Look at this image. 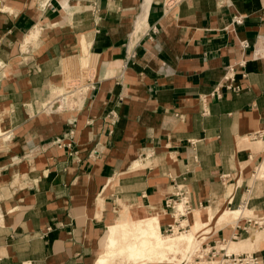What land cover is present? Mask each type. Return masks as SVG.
Masks as SVG:
<instances>
[{
    "label": "crops",
    "instance_id": "1",
    "mask_svg": "<svg viewBox=\"0 0 264 264\" xmlns=\"http://www.w3.org/2000/svg\"><path fill=\"white\" fill-rule=\"evenodd\" d=\"M170 5L0 0V264H98L122 214L156 213L167 231L178 188L192 204L178 222L208 221L203 249L240 243L264 264V233L242 244L264 231L242 229L264 220V138L251 137L264 130V0ZM82 53L95 69L80 106H57ZM226 208L254 216L218 225Z\"/></svg>",
    "mask_w": 264,
    "mask_h": 264
},
{
    "label": "bare ground",
    "instance_id": "2",
    "mask_svg": "<svg viewBox=\"0 0 264 264\" xmlns=\"http://www.w3.org/2000/svg\"><path fill=\"white\" fill-rule=\"evenodd\" d=\"M262 165L264 167V163ZM178 209L182 210L183 204L179 203ZM215 214L216 210L211 208L210 219H213ZM237 215H247L252 217L253 212L248 208H226L219 212L216 217L218 220V225L227 224V221H229L232 217H236ZM185 220H187V218ZM207 222L208 221L201 219L197 213L189 219V223H191V229L189 231L186 233H183L182 231L177 234L164 235L163 232H161V222L158 214H150L148 217L142 219H133L129 215L122 214L121 218H119L116 223L110 226L106 252H104V254L99 258L98 264H109L111 257L119 252L120 254L127 253L130 259L134 261L145 260L146 263L148 262V264L163 263L161 260L156 259L161 253L162 248H165L166 246L174 248L179 239L185 240L186 238L190 242L196 230L207 226ZM263 233L264 231H257V229L252 231V235L244 240L242 244H247L249 246L250 244L255 243L259 238L262 237ZM125 239H127V242L124 241ZM238 244L240 243L230 242L229 245H225V247L229 248V251H232L238 248ZM181 264L184 263L181 262Z\"/></svg>",
    "mask_w": 264,
    "mask_h": 264
},
{
    "label": "rangeland",
    "instance_id": "3",
    "mask_svg": "<svg viewBox=\"0 0 264 264\" xmlns=\"http://www.w3.org/2000/svg\"><path fill=\"white\" fill-rule=\"evenodd\" d=\"M94 69H95V59L92 55H89L88 53H82L81 55L74 54L68 57V59L65 62V79L63 84L64 88H61V90L56 93V95L61 94L57 98L58 99L57 106L63 105L69 110H72L76 106H80L79 104L83 99V92L87 90L86 86L88 85L89 81H91V78H93ZM262 172H264V170ZM187 215H190V213H188ZM241 216L242 215H237L236 217H232L227 222L234 221L233 223L235 224V222ZM176 218H178V216H176ZM188 224H189L188 221L184 220L183 221L184 228H181L179 227V225H177L176 222H174V231H164L163 234L164 235L177 234L182 231L183 233L184 232L186 233L191 229V227L188 226ZM263 225L264 224H262V226ZM198 230H196L190 242L186 238L185 240L179 239L177 241L176 246H174V248L169 246L162 248L161 253L158 255L156 259L161 260V262L163 263H170V264H181V262L184 264L185 263L207 264L206 258H202L201 261L203 262H199V263L196 262V256L202 255L204 252L202 248L203 245L202 239L200 236L197 235ZM124 241L127 242V239H125ZM224 243L225 242L219 243L218 248L225 246ZM115 262H117V264H148V262L146 263L145 260H140V261L131 260L127 253L120 254V252L116 253L111 257L109 264ZM213 263L231 264L220 261L217 262L215 261Z\"/></svg>",
    "mask_w": 264,
    "mask_h": 264
},
{
    "label": "built area",
    "instance_id": "4",
    "mask_svg": "<svg viewBox=\"0 0 264 264\" xmlns=\"http://www.w3.org/2000/svg\"><path fill=\"white\" fill-rule=\"evenodd\" d=\"M169 3L172 5L174 3H177L181 0H168ZM230 79V78H227ZM232 81V80H231ZM227 88H232L234 90H241L242 86L239 84H233V83H227L225 84ZM218 93L220 95V89L219 87ZM252 138L257 139V138H264V130H259L251 135ZM192 143H195L194 140H192ZM185 189L183 188H178L176 191L175 195L173 198H169L167 200V207L174 209L175 216L184 217L186 216L191 210H192V204L190 202V199L188 196L185 194ZM183 204V209L179 210L178 209V204ZM178 218H176V223L179 225V227L184 228L183 224L181 222H178ZM247 222L242 226V229L244 231L249 232L252 227L257 226L260 227L264 223V220H259V219H254V218H248L246 220ZM241 226V225H240ZM167 231H174V223L172 225H169V229ZM203 254L199 255L200 258L204 257L205 255L210 254L211 256L219 257V260L216 261H221V262H226V263H231V264H258L260 262V259L257 255H255L253 252H233V251H228V249L225 248H210V249H203ZM223 253L220 255V253ZM214 261H208L207 264H214Z\"/></svg>",
    "mask_w": 264,
    "mask_h": 264
}]
</instances>
